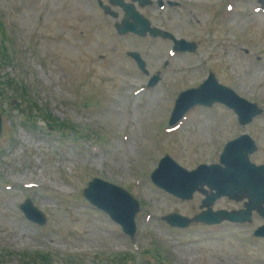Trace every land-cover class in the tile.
I'll return each mask as SVG.
<instances>
[{
    "label": "rangeland",
    "instance_id": "rangeland-1",
    "mask_svg": "<svg viewBox=\"0 0 264 264\" xmlns=\"http://www.w3.org/2000/svg\"><path fill=\"white\" fill-rule=\"evenodd\" d=\"M187 1L192 16L167 13L170 21L150 24L202 48L168 57L171 41L119 38L122 12L112 7L113 20L96 0H0V264H264V240L252 236L263 223L256 214L250 224L173 228L164 218H193L201 196L179 201L149 179L164 155L192 170L216 163L224 143L240 135L259 148L250 161L264 164V112L241 127L220 105L198 108L177 131L163 132L178 93L212 66L219 82L264 109L257 2ZM227 1L235 12L220 22ZM127 52L140 56L149 76L159 71L151 91L141 89L149 76ZM93 178L138 202L132 238L82 197ZM26 199L46 218L43 226L19 211ZM241 207L221 199L212 208Z\"/></svg>",
    "mask_w": 264,
    "mask_h": 264
},
{
    "label": "water",
    "instance_id": "water-1",
    "mask_svg": "<svg viewBox=\"0 0 264 264\" xmlns=\"http://www.w3.org/2000/svg\"><path fill=\"white\" fill-rule=\"evenodd\" d=\"M109 1L114 5L120 6L124 12V19L118 31L123 33L131 32L140 37L145 36L146 33H149L152 37L166 35L158 30L150 29L147 21L143 20L130 5H125L117 0ZM139 3L143 5L144 0H139ZM103 9L106 13L111 14L108 8L105 7ZM111 15L115 16V14ZM130 20L132 23L129 22ZM131 57L136 60L138 67L142 70L144 66L139 57L136 54H131ZM204 91L212 97L210 101L219 100L233 109L241 125L250 122L253 117L260 114V110L255 105L236 99L231 94V91L219 86L212 76L198 89L181 94L176 101L175 111H179L181 115L191 103H203L195 101L200 99L199 96ZM225 151H227L228 155L224 153L222 155L223 159L220 161L223 168L201 166L193 172H187L170 161V163L167 162L164 165L160 164L152 179L156 184L161 185L162 188L181 199H190L193 192H200V188L204 185L210 190H214L216 195H211L203 200L202 208H206V211L195 217L194 220L196 222L210 225L219 224L224 220L233 222L250 221V213L253 210L259 212L264 218V208H261L264 203V167H255L249 164L247 158L248 154H252L255 151L254 145L243 137L238 147L231 148L227 146ZM83 196L99 210L109 214L115 222L123 227L126 233L132 235V220L137 212V205L130 197L115 186L99 180H93L89 183L88 188L83 192ZM220 196H227L230 199L237 200L243 197L246 198L248 202L244 204L245 210L230 213L224 211L213 213L210 210V206ZM21 209L28 217L39 218L29 202L26 201ZM167 221L171 225L180 227H186L189 223L186 219L173 216L169 217Z\"/></svg>",
    "mask_w": 264,
    "mask_h": 264
},
{
    "label": "flooded vegetation",
    "instance_id": "flooded-vegetation-1",
    "mask_svg": "<svg viewBox=\"0 0 264 264\" xmlns=\"http://www.w3.org/2000/svg\"><path fill=\"white\" fill-rule=\"evenodd\" d=\"M197 45L199 46V43Z\"/></svg>",
    "mask_w": 264,
    "mask_h": 264
},
{
    "label": "bare ground",
    "instance_id": "bare-ground-1",
    "mask_svg": "<svg viewBox=\"0 0 264 264\" xmlns=\"http://www.w3.org/2000/svg\"><path fill=\"white\" fill-rule=\"evenodd\" d=\"M257 75V74H256Z\"/></svg>",
    "mask_w": 264,
    "mask_h": 264
}]
</instances>
